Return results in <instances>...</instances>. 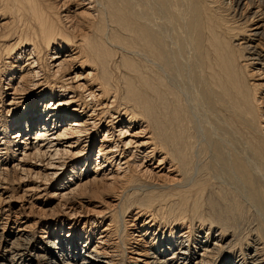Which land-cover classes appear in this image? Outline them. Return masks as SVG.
I'll use <instances>...</instances> for the list:
<instances>
[{
	"label": "bare ground",
	"instance_id": "obj_1",
	"mask_svg": "<svg viewBox=\"0 0 264 264\" xmlns=\"http://www.w3.org/2000/svg\"><path fill=\"white\" fill-rule=\"evenodd\" d=\"M258 39L264 0H0V50L10 60L0 85V145L10 155L0 149V235L16 224L5 250L23 241L0 264H21L16 256L30 250L47 263L25 223L41 192L55 200L37 206L56 224L43 236L61 252L54 264H189L190 236L177 231L189 206L211 233L192 244L201 247L193 264H210L206 257L233 243L244 248L226 264H264ZM134 175L175 188L125 193L134 209L125 220L117 207ZM247 201L256 212L246 216ZM151 209L165 221H145ZM243 220L257 221L245 242L235 234ZM119 240L127 258L116 254Z\"/></svg>",
	"mask_w": 264,
	"mask_h": 264
},
{
	"label": "rangeland",
	"instance_id": "obj_2",
	"mask_svg": "<svg viewBox=\"0 0 264 264\" xmlns=\"http://www.w3.org/2000/svg\"><path fill=\"white\" fill-rule=\"evenodd\" d=\"M237 19L238 18H236V19H232L233 21H236L237 22ZM231 20V19H230ZM231 20V22H233ZM230 22V21H229ZM235 29H237L236 27H235ZM13 37V36H12ZM258 42V43H257ZM261 42H263V40H261L260 41V39H258V41H253V45L254 44H257L258 46H257V49H261V50H264V43H261ZM262 45H261V44ZM261 45V46H260ZM263 49H262V48ZM5 51H3V50H0V56H1V59H0V85H1V89H2V86H3V83H2V74H1V72H3L4 70H5V66H6V68H9V66H8V64L6 63L7 62V60L8 61H10L9 60V58H7V57H9L8 55H7V53H5ZM2 54V55H1ZM4 54V55H3ZM7 55V56H6ZM5 57V58H4ZM44 57V58H43ZM7 58V59H6ZM43 58V59H42ZM44 59H45V56L44 55H42V57H41V60H43V61H40L39 63H40V65L42 66L43 65V62H44ZM2 60V61H1ZM6 61V62H5ZM2 63V64H1ZM113 69H115V68H113ZM113 73H114V80H115V77H117V70L115 69V70H113ZM184 74V73H183ZM188 81V78L185 76V74L183 75V78L181 77L180 79H179V81H180V83H182V84H184V85H186V82ZM185 81V82H184ZM116 82V81H115ZM189 82V81H188ZM121 90V89H120ZM120 93H119V95L120 94H122L121 92H122V90L121 91H119ZM120 102V101H119ZM192 103V102H191ZM192 105H194L193 103H192ZM195 110H197L196 111V113L198 114L197 116L199 117L200 115L201 116H203V111H201L202 109H200V108H197V107H195L194 108ZM199 111V112H198ZM201 112V113H200ZM264 112V111H263ZM200 113V114H199ZM199 117V119H201L202 117ZM200 122H202V119L200 120ZM204 122H202V124H203ZM104 126H105V123L103 122V125H102V127L100 128L101 130H99V132L100 133H102L105 129H104ZM98 136H99V134H98ZM0 149L2 150V152H7V150L8 149H6V146L5 145H0ZM12 149V148H11ZM96 149V146L94 145L93 146V148H92V151L93 150H95ZM203 153V152H202ZM202 153H200V155H202L203 157H201V159H203L204 158V156L206 157V158H204V160H207L209 157H208V154H206L205 152H204V154H202ZM94 154V153H93ZM92 154V155H93ZM207 155V156H206ZM9 157L10 155H9V150H8V152H7V155L5 156V157ZM7 157V158H8ZM208 157V158H207ZM200 159V160H201ZM6 161V160H5ZM12 174L11 173H9V175H8V178H9V182L8 183H10V185H9V187H11L10 188V191H12V193L13 194H20V192H18L17 193V191L15 190V187L17 186V183L16 182H14V181H17L18 182V180H15V178H13L12 176H11ZM136 176V177H135ZM17 178V177H16ZM142 177L140 176H137V175H134V177L132 178L133 179V181H130L129 183H128V185L126 184V186L125 187H123V189H121L122 191H121V193H120V195H122L121 197H120V202H119V204L121 203V208H120V206L118 205V207H117V209H115V210H117L118 212H121L122 211V215H123V217H124V219L125 220H130V216L132 215V212H134V209L132 210V209H130L129 211H128V209H127V203H125V201L126 202H128V198H127V196H126V198L124 197V195H125V193L129 196V195H131L132 193H134V197L133 196H130V198L131 197H133V198H135V197H138L139 195L141 196V194H144L145 192H147L150 188V191H154L156 188H155V186L157 187L158 185V187H157V189L155 190V191H159V190H161V191H163V192H166L167 191V193L166 194H168L171 190H172V188H175V187H171V186H169V184L167 183V186L169 187H167V189L165 188V187H161V185H163L161 182H159V181H157L156 182V180L155 179H152V178H148L147 179V177L146 178H144V179H146V180H143V178L141 179ZM138 179V180H137ZM11 180V181H10ZM137 180V181H136ZM226 180V179H225ZM224 180V182H223V184L225 185V186H227V187H230V188H233V187H235L234 186V184H230L228 181H227V183H225L226 181ZM135 181V182H134ZM150 181V182H149ZM42 183L44 182L45 184V186L46 187H48V186H50V180H48L47 182H45V181H41ZM138 182V183H137ZM158 182H159V184H158ZM14 183V184H13ZM143 183V184H142ZM160 183H161V185H160ZM137 184V185H136ZM141 184V185H140ZM13 185V186H12ZM20 185V184H19ZM152 185H154V187L152 186ZM165 185V184H164ZM153 187V188H152ZM171 187V188H170ZM155 188V189H154ZM184 188H186V187H184ZM184 188H182V189H184ZM188 188V187H187ZM186 188V189H187ZM49 189V188H48ZM132 189V190H131ZM170 189V190H169ZM185 189V190H186ZM238 190V189H237ZM21 191V190H20ZM124 191V192H123ZM145 191V192H144ZM15 192V193H14ZM123 192V193H122ZM43 192H41V193H39V195L38 196H40L37 200L36 199H34V200H32L33 201V203H34V209H32L31 211H33L30 215H29V217H26V224L27 225H29L30 227H28V229L27 230H29L28 232H30V234H29V236H27V237H29L28 238V240H29V244H34L35 246H43L41 249H39V250H41L42 251V253L43 254H45V257L47 258H45L46 260H47V263L46 264H54L53 263V261H56V260H59V258L61 257L60 256V250H58V251H56V250H54V249H52L51 248V246L49 245V243L48 242H45L46 241V238H43V236H45L46 235V230L48 229V225H50L49 226V228H51L50 229V231L52 230H54L55 229V225L56 224H54L52 221L50 222V220H49V212H46V213H44V214H41V212H40V209L38 210V207L37 206H41V207H48V206H50V205H54L55 204V200H53V199H51V198H49V196H48V194H46V192L44 193V194H42ZM136 193V194H135ZM141 193V194H140ZM205 194H207L206 193V191L204 192ZM44 195V196H41V195ZM204 194V195H205ZM192 195H193V192H192ZM124 199V203H123V199ZM126 199V200H125ZM29 200H31V199H29ZM93 201V200H92ZM122 201V202H121ZM25 203H24V205H22L21 206V208L23 209L24 207L23 206H27V202L28 201H24ZM96 202H101V200L99 201V199L98 200H96ZM23 204V200L22 201H20V202H15V205H16V207L18 208L19 207V204ZM122 203H123V205H122ZM247 203H248V201H247ZM126 204V205H125ZM250 204V205H249ZM245 205H246V207L248 208H246L247 210H246V216L247 215H250V214H253V211H255L256 210V206L255 205H253V204H251L250 202L248 203V204H246V202H245ZM36 206V207H35ZM122 206H123V208H122ZM203 208L205 209L206 207H205V205L203 204ZM126 207V208H125ZM14 208V207H13ZM113 210V208H110V213H111V211ZM119 209L121 210V211H119ZM126 209H127V212H126ZM255 209V210H254ZM191 206H189L187 209H186V211H188V213L185 211V213L187 214H185V213H183V217H182V219H180V222H178V223H183L184 225L181 227V228H179L177 231H188V232H186L185 234L187 235H189L190 237H188V244H189V246H190V249H191V253H192V251H194V253H193V257H191V260L189 261V264H193V262H194V260L196 259V258H199V254L201 253V247H199V246H197V245H195V246H193V248H192V244H196V243H198V242H200L201 240H203L204 238H207V240H208V237H209V239H210V232H208V233H206V230L209 228V222L207 221V222H203V223H200V221L198 220V219H196V218H194V217H192L191 215H190V213H191ZM25 211V215H26V213H27V211L26 210H24ZM114 211V210H113ZM113 211H112V213H113ZM155 211V209H151L150 210V212L148 213H146V215H144V217H143V219L145 220V221H150V223L152 224V221H151V219H155V221H160V217L158 216L157 217V215H156V213L154 212ZM189 211H190V213H189ZM38 212V213H37ZM40 212V213H39ZM126 212V214H124ZM256 212V211H255ZM130 213H131V215H130ZM11 216V215H10ZM13 216V215H12ZM155 216V217H154ZM4 217V216H3ZM6 215H5V217H4V219L3 218H1L0 219V221H2V220H4L5 221V219H6ZM191 217V218H190ZM10 218H13V217H10ZM161 220H163V219H161ZM182 220H184L183 222H182ZM195 220V221H194ZM3 221V222H4ZM163 221H165V220H163ZM251 220H248V223L246 222V221H242V222H240L238 225H239V227L237 228V230H236V236L238 237V233H239V236H242V237H238L240 240H243L244 239V242L245 241H247L248 239H246L245 240V238H248V237H250V236H248V235H250V233H248L247 234V232H248V229H253L254 228V225H255V223L257 222L256 220H252V222H254V223H252V222H250ZM252 223V224H250V223ZM167 224V223H166ZM173 224V223H172ZM201 224V225H200ZM203 224V225H202ZM16 224H14V225H11L10 227H6V229L4 230V232H3V234H1L0 235V237H1V239H0V261L2 260V259H7V260H5V261H9L8 260V257L10 258V256H11V254L12 253H17V251H15L17 248L16 247H18V245L19 244H21V243H23V241H22V239L19 241H15V245L13 244V246H11V247H13V249H11V251H6L5 249L7 248V250L10 248V246H9V243H7L6 244V241L5 240H7L8 238L7 237H9L8 235H9V233H10V231H14L15 230V226ZM45 225V226H44ZM80 225V224H79ZM79 225L78 226H76V229L79 227ZM248 225H251V226H248ZM253 225V226H252ZM166 226H170V224H167ZM172 226V225H171ZM212 226H214V225H212ZM218 226V228L220 227L219 225H216L215 224V228L214 229H216V227ZM256 226V225H255ZM2 226H0V228H1ZM249 227V228H248ZM47 228V229H46ZM200 228V229H199ZM246 228V229H245ZM213 229V230H214ZM155 230H156V228H155ZM246 230H247V232H246ZM127 233H129V230H128V228H127ZM212 231V230H211ZM214 232V231H213ZM245 232V233H244ZM1 233V232H0ZM120 234H122V233H120ZM244 234V235H243ZM245 234H247V237H246V235ZM160 235V234H159ZM207 237H206V236ZM96 236V235H95ZM117 236V235H116ZM120 236V235H119ZM118 236V237H119ZM122 236V235H121ZM245 237V238H244ZM31 238V239H30ZM127 238V237H126ZM11 240V239H10ZM9 240V241H10ZM206 240V241H207ZM8 241V242H9ZM27 241V240H26ZM26 241H25V243H26ZM94 242V241H93ZM196 242V243H195ZM235 242V241H234ZM243 242V243H244ZM95 243V242H94ZM125 243V244H124ZM205 244V243H204ZM234 244V243H233ZM233 244H230V245H224V244H222L223 246H220L217 250H216V252H214L213 253V257H206L207 258V260H208V263H210V264H226V262L228 263V260H229V258L228 257H231V255L233 254V253H236V252H238V251H240L241 250V252L243 251V248H244V245L243 244H241V245H239V243H237L236 244V246L234 245V247H233ZM118 245V251L116 252V254H119V257H123L124 256V258H127V256H128V254H127V248L126 247H128L127 245H126V241H124L123 240V242H121V240H119V243L117 244ZM175 245H178V241L177 242H175L174 243V246ZM206 245V244H205ZM232 245V246H231ZM238 245V246H237ZM8 246V247H7ZM16 246V247H15ZM22 247V246H21ZM176 247V246H175ZM19 248V247H18ZM125 248V249H124ZM232 248V249H231ZM14 250V251H13ZM230 251V252H229ZM120 252V253H119ZM23 253V252H22ZM122 253V254H121ZM239 253V252H238ZM237 253V254H238ZM53 256V257H52ZM60 256V257H59ZM23 259H26V261H25V263H27L28 261L30 262V264H36L37 262V260H36V258H35V251H27V253H26V255L25 256H23L22 257ZM22 258H19V257H17L16 256V260H18L17 261V263L19 262V263H23L24 261L22 260ZM53 260H52V259ZM82 259H83V257H81ZM80 257H79V259H78V262H80L82 259H81ZM205 258V259H206ZM210 258V259H209ZM29 259V260H28ZM66 260V259H65ZM16 262V261H15ZM61 263H63V261L61 260ZM125 263H126V260H125ZM38 264H43L42 262H39Z\"/></svg>",
	"mask_w": 264,
	"mask_h": 264
}]
</instances>
